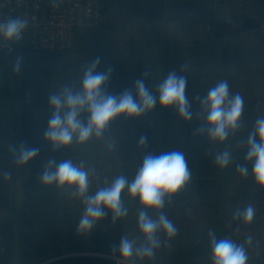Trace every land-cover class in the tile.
<instances>
[{"label":"rangeland","instance_id":"obj_1","mask_svg":"<svg viewBox=\"0 0 264 264\" xmlns=\"http://www.w3.org/2000/svg\"><path fill=\"white\" fill-rule=\"evenodd\" d=\"M100 1L110 9V27L100 33H88L85 36L87 31L81 40H77L72 48L60 55L56 64L48 67L51 76H46L44 81L48 77L49 84L58 87L57 92L64 87H71L67 83L70 68L92 60L90 54L96 43L114 42L118 51L116 64L111 67L115 84L113 95H119L126 89L133 90L135 82L141 78L153 95H157V84L174 71L187 79L186 96L194 115L190 122H186L173 108H161L157 104L151 112L139 118L126 119L119 116L110 123L101 138L93 136L84 144L74 140L70 146L63 148V161L70 159L78 165L83 161L84 168L90 173V194L108 186L118 175L123 174L132 179L144 155L158 156L179 151L180 142L192 140L197 134V126L203 124V116L198 114L200 105L197 97H203L217 82L226 80L232 94L243 96L245 108L242 129L236 135H230L225 144L210 143L209 161L214 166L212 177L215 182L218 181L216 186L219 189L221 187V190L216 199L212 197L214 194L193 198L187 195L191 188L188 183L170 201L166 198L163 211L179 231L171 240L161 236L162 245L153 259H137L135 263L177 262L179 259L175 257L178 254L182 256L188 234L197 228L200 235L205 233L208 236L211 229L218 239L230 238L238 244H244L247 252L264 264V188L255 184L250 162L247 163V178L242 177L235 167L246 164L247 138L255 119L262 115L264 109V0H200L193 7L179 8L171 4L169 13L163 19H145L133 10H122V0H98L99 4ZM217 21L262 22L263 27L216 39L214 34ZM225 49L230 55L239 54L246 59V65L233 59L228 69L224 70L220 53ZM17 63L18 72L14 71ZM34 79L39 81L38 71H31L21 57L0 60V163H4L8 169L11 186L9 205L0 212V219L11 221L15 227L13 264H20L22 236L29 232V229L21 227V212L25 200L23 183L31 176L32 163L19 165L15 160L23 133L20 125L21 93L25 84L34 83ZM86 117V113L82 114L85 121ZM142 136L147 141L140 146L138 142ZM225 147L232 151L235 163L221 169L215 164L214 156ZM214 188L215 185L211 188L212 193H215ZM245 195L249 198L243 202ZM81 201L82 198L75 195L72 189L60 187L56 230L61 235L65 250L42 264L58 260L72 264V257H80L75 253L88 248L70 250L69 247L91 244V238L96 232L104 238L107 250L111 252H115L113 248L118 246L123 235L136 239L137 243L142 241L137 226L140 205L127 192L122 193V201L129 210L128 216L112 223V214L109 212L87 235L77 233L83 212ZM249 204L256 210L250 224L232 218L235 210ZM149 214L153 218L156 216L152 210ZM215 225L219 227L217 233ZM249 236L252 237L251 244L246 243ZM203 250L208 251L202 252V262L199 264H210V248ZM179 262L195 264V260L186 258Z\"/></svg>","mask_w":264,"mask_h":264},{"label":"clouds","instance_id":"obj_2","mask_svg":"<svg viewBox=\"0 0 264 264\" xmlns=\"http://www.w3.org/2000/svg\"><path fill=\"white\" fill-rule=\"evenodd\" d=\"M52 3L58 6L59 0H52ZM28 27L29 21L26 18L0 20V39L6 42L19 41ZM99 65V57L85 65L79 90L64 87L62 91L49 97L51 115L43 139L53 150L66 148L74 140L78 144H84L93 136L101 138L115 118H139L151 112L157 104L161 108H173L186 122L193 119L192 106L186 96V77L177 75L174 71L169 72L157 84V95H153L143 78L135 82L133 90L126 89L119 95H113L105 87L110 79L111 69L98 72ZM14 71H19V63L14 66ZM197 100L200 105L198 114L203 116V124L196 131L206 134L210 143L225 144L230 135L234 136L242 129L244 98L239 93L232 94L226 80L217 82L203 97H197ZM84 113L87 114L86 121L82 119ZM146 141L147 138L142 136L138 143L143 146ZM246 147V164L236 165V171L247 178V163L250 162L255 184L264 188V115L255 119ZM16 151L15 163L19 165H27L39 155L38 148H29L23 143ZM214 162L221 169L228 168L235 163L232 151L225 147L216 152ZM89 175L83 161L78 165L70 159L59 163L50 159L39 175L42 184L67 187L82 198L83 212L77 226L78 234H89L109 212L112 214V223L127 217L129 210L122 201V193L127 192L130 198L139 202L137 226L143 239L137 243L136 239H130L127 235L121 236L113 251L119 253L124 264L129 261L135 264L137 259H153L162 245L161 236L171 240L177 235L179 229L163 209L166 198L170 201L192 179V172L183 152L172 151L158 156L146 154L132 179L123 174L118 175L108 186L91 194ZM150 210L156 212L155 218L149 214ZM255 212V208L249 204L243 209L235 210L232 218L250 224ZM208 240L212 264H248L249 256L244 244H238L230 238L218 239L211 229ZM246 243H252L251 236Z\"/></svg>","mask_w":264,"mask_h":264},{"label":"trees","instance_id":"obj_3","mask_svg":"<svg viewBox=\"0 0 264 264\" xmlns=\"http://www.w3.org/2000/svg\"><path fill=\"white\" fill-rule=\"evenodd\" d=\"M199 1L200 0H122L121 9L133 10L138 14V16L145 19H163L166 17L167 13H169V7L171 4V6H175L176 8L193 7L198 4ZM100 6L102 19L99 24L92 30L88 31L85 36L88 33H100L102 30L110 27V9L103 5L101 1ZM259 29H254L252 31ZM117 51L118 49L114 42L96 43L93 52L90 54V58L92 59L90 61L99 57L100 65L97 68V71H108L116 64ZM63 53L64 52L47 54L43 52H33L28 48H22L12 56L0 57V60L21 57L25 66L30 67L33 72L38 71L40 75L39 81L34 79V83L25 84L21 93L20 125L23 130L22 143L29 148H38L39 155L30 161L32 163L31 176L23 183L25 200L23 202V211L21 212V227L24 230L29 229V232H26L22 236L23 240L21 242V252L19 258L20 264H42L56 257L57 254H60L63 250H65L64 245H62L61 235L56 230L59 217L58 202L60 187L55 184L44 185L39 180V175L43 172L50 159L55 160L57 163L63 161V148L53 150L51 145L43 139V133L47 128L48 120L51 115L48 100L50 95L56 93L58 90L57 86L49 84V80L47 79L48 77L46 78V81H44V78L49 75L51 76L49 68L59 61L61 57L60 55ZM220 54L224 70L228 69L230 62L233 59L246 65V59H243L239 54L230 55L227 49L221 51ZM44 56L48 57L45 58ZM90 61H87L86 63L91 64ZM86 63L76 67L72 66L70 68V72L67 74V83L72 89L74 88L73 91L79 90L80 80L82 78L85 65H87ZM114 86L115 84L111 71L110 79L105 86L107 92L112 94ZM200 125L201 124H199L197 128ZM179 152L184 153L188 166L192 172V179L189 182L191 184V188L188 189L187 195L194 198L212 196V194H214L212 197L213 199H216L217 193L221 190V187L219 189L216 186L218 185V181L215 182L212 177V170L214 166L209 161L211 149L210 142L207 139L206 134L197 132L191 141L186 140L180 142ZM7 170L6 165L4 163H0V212L9 205L10 200L11 186ZM211 185L212 187L215 185L213 190L215 193H212ZM243 198V202H245L249 197L245 195ZM252 199L253 198L250 197L251 201ZM238 200L239 198L236 202H238ZM217 227L218 226L214 228L216 229V233L219 228ZM204 234L200 235L198 229L193 228L192 232L188 234L185 244H183V252L181 253L182 256L178 254L175 258L179 260L182 258H186V260H195V264L202 262V252L206 253L208 251L203 249L209 248L208 236H205ZM99 235V232H96L92 236L91 244L84 243L74 248L73 246H70L69 249L88 248V250L81 252L113 253L119 255V253L108 251L104 238H101ZM69 241L70 240H68V242ZM72 258V264H114L112 261L100 257L80 256ZM254 259L258 260L257 258ZM179 260L177 262H173L172 264H181ZM47 264L70 263L58 260Z\"/></svg>","mask_w":264,"mask_h":264},{"label":"built area","instance_id":"obj_4","mask_svg":"<svg viewBox=\"0 0 264 264\" xmlns=\"http://www.w3.org/2000/svg\"><path fill=\"white\" fill-rule=\"evenodd\" d=\"M17 17L26 18L29 27L19 41L6 42L0 39V57L12 56L22 48L47 54L65 52L87 31L99 24L102 11L98 0H59L58 6L53 5L52 0H0V20ZM75 254L100 257L114 264H124L119 255L113 253ZM248 256V264H261L249 253ZM128 264L132 262L129 261Z\"/></svg>","mask_w":264,"mask_h":264},{"label":"water","instance_id":"obj_5","mask_svg":"<svg viewBox=\"0 0 264 264\" xmlns=\"http://www.w3.org/2000/svg\"><path fill=\"white\" fill-rule=\"evenodd\" d=\"M258 22L217 21L215 38L223 39L233 34L247 33L262 27ZM15 245V227L7 219H0V264H13Z\"/></svg>","mask_w":264,"mask_h":264},{"label":"crops","instance_id":"obj_6","mask_svg":"<svg viewBox=\"0 0 264 264\" xmlns=\"http://www.w3.org/2000/svg\"><path fill=\"white\" fill-rule=\"evenodd\" d=\"M212 262L210 261V264H211Z\"/></svg>","mask_w":264,"mask_h":264}]
</instances>
